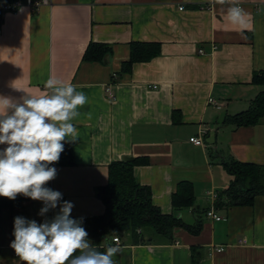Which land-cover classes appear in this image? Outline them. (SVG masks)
<instances>
[{"label": "crops", "instance_id": "obj_1", "mask_svg": "<svg viewBox=\"0 0 264 264\" xmlns=\"http://www.w3.org/2000/svg\"><path fill=\"white\" fill-rule=\"evenodd\" d=\"M19 1L17 13L0 15V97L42 94L51 76L87 96L72 121L80 137L63 142L70 153L45 187L62 193L61 204L73 203L71 218L83 217L91 243L94 219L106 209L100 189L110 165L141 158L135 176L162 213L203 224L195 235L176 228L172 242L139 244L116 234L123 250L115 264H264V196L253 206L216 208L221 221L207 218L230 186L222 157L264 165V118L250 127L223 125L262 90L253 75L264 70V0H51L37 12ZM233 7L242 10L239 22L230 18ZM91 42L111 47L104 63L83 60ZM134 42L159 43L161 54L118 78ZM182 182L193 185L196 203L177 210L173 195ZM26 198L0 214V264H23L10 247L17 216L40 224L59 213L58 204L42 216L43 202Z\"/></svg>", "mask_w": 264, "mask_h": 264}, {"label": "clouds", "instance_id": "obj_2", "mask_svg": "<svg viewBox=\"0 0 264 264\" xmlns=\"http://www.w3.org/2000/svg\"><path fill=\"white\" fill-rule=\"evenodd\" d=\"M233 22H239L242 10H230ZM39 95L26 94L19 101L0 97V196L15 200L23 195L42 201L40 215L60 205L52 220L38 224L17 216L14 240L10 247L23 264H115L113 257L123 249L119 238L99 247L88 239L83 217L71 218L73 203L62 200V193L45 185L54 180L64 141L75 143L80 137L72 122L78 109L88 103L87 96L75 85L49 77ZM107 237L105 238V240Z\"/></svg>", "mask_w": 264, "mask_h": 264}, {"label": "trees", "instance_id": "obj_3", "mask_svg": "<svg viewBox=\"0 0 264 264\" xmlns=\"http://www.w3.org/2000/svg\"><path fill=\"white\" fill-rule=\"evenodd\" d=\"M15 0H0L11 3ZM1 15V13H0ZM112 54L109 45L91 42L83 60L85 62L104 63L105 57ZM161 54L159 43L134 42L131 44V55L117 77L130 73L136 63L149 62ZM117 78V80H118ZM114 78V81L117 82ZM253 84L262 88L254 98L248 110L227 116L224 126L241 128L259 124L264 118V70L255 72ZM70 153L69 144L64 143V151L57 162L62 163ZM230 176V186L227 191L218 195L215 207L253 206L258 196H264V165L243 163L233 156L227 155L219 160ZM144 163L141 158L133 161L122 160L114 162L109 167V181L100 189L101 198L105 204V213L94 219L95 245L99 246L106 237L129 235L136 243L143 244L154 240L173 241L176 228H185L192 234H199L203 220L198 219L193 226L186 225L176 215L162 213L153 203L152 190L140 183L135 176V167ZM26 197L17 195L15 200L0 196V214L5 209L19 208ZM196 203L193 185L189 182L179 184L173 195L174 208L193 207ZM105 251V248L99 249ZM193 264H199L195 258Z\"/></svg>", "mask_w": 264, "mask_h": 264}, {"label": "built area", "instance_id": "obj_4", "mask_svg": "<svg viewBox=\"0 0 264 264\" xmlns=\"http://www.w3.org/2000/svg\"><path fill=\"white\" fill-rule=\"evenodd\" d=\"M224 1V0H219ZM51 3V0H28L27 5L33 12L39 11V9L42 6L49 5ZM22 7V4L19 0H15L11 3H2L0 2V13L1 14H7V13H17ZM240 9V8H239ZM183 10V8H181ZM107 94L110 99L115 100V95L112 92V89L110 87L107 88ZM191 142L194 143L197 146L204 145V142L199 137H194L191 139ZM56 164V163H55ZM55 164L50 165V167H54ZM64 198L62 197V200ZM207 218L213 219L215 221H221L222 217L218 215L216 207L213 205L209 211L207 212ZM119 238V237H118ZM119 243L121 244V240L119 238ZM219 252L223 251V249H219Z\"/></svg>", "mask_w": 264, "mask_h": 264}, {"label": "water", "instance_id": "obj_5", "mask_svg": "<svg viewBox=\"0 0 264 264\" xmlns=\"http://www.w3.org/2000/svg\"><path fill=\"white\" fill-rule=\"evenodd\" d=\"M109 57H106V60L108 59ZM124 160H127V161H133L134 159L131 158V157H125Z\"/></svg>", "mask_w": 264, "mask_h": 264}]
</instances>
